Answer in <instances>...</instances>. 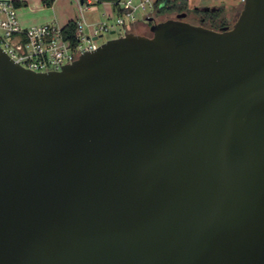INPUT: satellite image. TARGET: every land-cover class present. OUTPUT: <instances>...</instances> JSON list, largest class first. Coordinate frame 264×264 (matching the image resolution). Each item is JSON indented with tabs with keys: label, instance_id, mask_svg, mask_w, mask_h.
I'll use <instances>...</instances> for the list:
<instances>
[{
	"label": "water",
	"instance_id": "water-1",
	"mask_svg": "<svg viewBox=\"0 0 264 264\" xmlns=\"http://www.w3.org/2000/svg\"><path fill=\"white\" fill-rule=\"evenodd\" d=\"M187 16L57 70L0 44V264H264V0Z\"/></svg>",
	"mask_w": 264,
	"mask_h": 264
},
{
	"label": "built area",
	"instance_id": "built-area-1",
	"mask_svg": "<svg viewBox=\"0 0 264 264\" xmlns=\"http://www.w3.org/2000/svg\"><path fill=\"white\" fill-rule=\"evenodd\" d=\"M96 1L83 0V4L90 6ZM120 5L124 12L119 14L117 24L122 26L124 33L129 24L125 15L130 20H135L140 9L153 10L155 0H122ZM149 13L147 11V17ZM77 23L78 40L73 42L63 27L55 23L23 25L19 20L15 2L0 0V44L16 61L36 71L61 69L65 64L75 61L82 53L98 48L102 31H109L114 26L106 22L92 23V30L87 33L85 27L89 23L84 13Z\"/></svg>",
	"mask_w": 264,
	"mask_h": 264
},
{
	"label": "crops",
	"instance_id": "crops-1",
	"mask_svg": "<svg viewBox=\"0 0 264 264\" xmlns=\"http://www.w3.org/2000/svg\"><path fill=\"white\" fill-rule=\"evenodd\" d=\"M13 1L19 2V4L15 3L18 6V17L20 22L26 26L41 23H55L63 27L71 19H80L82 17V13H84V10H82L81 7L83 0H52V2H47L46 0ZM102 4L106 6L105 13L111 16L112 9H115L114 4L112 2H103ZM79 11L81 12L79 13ZM88 23L89 24L87 26L90 27V30H92L91 24L94 22ZM113 31L116 30L114 29ZM121 33H123V29L119 34Z\"/></svg>",
	"mask_w": 264,
	"mask_h": 264
},
{
	"label": "rangeland",
	"instance_id": "rangeland-1",
	"mask_svg": "<svg viewBox=\"0 0 264 264\" xmlns=\"http://www.w3.org/2000/svg\"><path fill=\"white\" fill-rule=\"evenodd\" d=\"M138 2V0H136ZM189 6L194 7L196 5H204L208 3H219L218 0H188ZM106 6L102 3H94L89 7V4L85 3L83 4V10L85 14V18L88 22H94V23H100V22H106V23H111L114 26L109 30V31H102V35L99 37L98 41L102 43L103 41L109 39L112 36L118 35L120 31L122 30V26L117 24V18L119 16V12L115 9H112V14L111 16L107 15L105 13L106 11ZM149 15H153L154 10H147ZM147 11L140 9L137 11V19L135 20H130L128 16L125 15L126 19L129 22V25L127 26V30L129 31H135V32H140V33H146V34H151V25L149 24L150 21L147 20ZM81 11H79L80 13ZM177 13H174L172 16H176ZM82 16V15H81ZM201 16H195L194 13H190L187 16V19L199 23L200 22ZM158 20V19H155ZM206 25L212 24L211 21H207L205 23ZM116 30V32H112L113 30ZM85 31L87 33H90V27L86 25Z\"/></svg>",
	"mask_w": 264,
	"mask_h": 264
},
{
	"label": "trees",
	"instance_id": "trees-1",
	"mask_svg": "<svg viewBox=\"0 0 264 264\" xmlns=\"http://www.w3.org/2000/svg\"><path fill=\"white\" fill-rule=\"evenodd\" d=\"M47 2H52V0H46ZM122 0H97L96 3L103 2H112L114 4V8L120 13L124 12V8L120 5ZM16 4H19L18 1H14ZM153 15L155 19L163 20L169 17H172L174 13H180L183 11H187L188 15L190 13H194L195 16H205V19L208 20V16L211 14H218L217 12L212 13L202 9L201 7L194 6L193 8L189 6L188 0H155V5L153 8ZM150 16V15H149ZM211 17V16H210ZM153 21H150L151 25ZM202 22V18H200V22ZM212 27L219 29V24L215 23ZM64 32L66 35L71 38L73 42L78 40L77 33L79 30V25L77 20L71 19L67 24L63 26ZM152 33V32H151Z\"/></svg>",
	"mask_w": 264,
	"mask_h": 264
},
{
	"label": "flooded vegetation",
	"instance_id": "flooded-vegetation-1",
	"mask_svg": "<svg viewBox=\"0 0 264 264\" xmlns=\"http://www.w3.org/2000/svg\"><path fill=\"white\" fill-rule=\"evenodd\" d=\"M219 3H208L204 4L206 6H210L211 8L206 10L212 13L217 12L218 14H211L208 16V20L205 19V16L201 15L202 22L207 23V21H211V26L215 23L219 24L220 28L231 27L238 20L242 9L244 7L243 0H218ZM200 6V5H196ZM203 6V5H202ZM205 10V9H204ZM211 16V17H210Z\"/></svg>",
	"mask_w": 264,
	"mask_h": 264
}]
</instances>
